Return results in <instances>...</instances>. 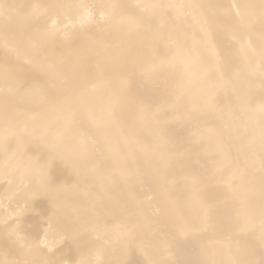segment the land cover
<instances>
[{
  "label": "bare ground",
  "instance_id": "obj_1",
  "mask_svg": "<svg viewBox=\"0 0 264 264\" xmlns=\"http://www.w3.org/2000/svg\"><path fill=\"white\" fill-rule=\"evenodd\" d=\"M0 264H264V0H0Z\"/></svg>",
  "mask_w": 264,
  "mask_h": 264
}]
</instances>
